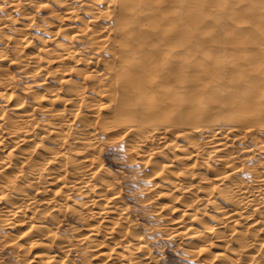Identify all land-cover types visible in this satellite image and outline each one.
Wrapping results in <instances>:
<instances>
[{"label":"bare ground","instance_id":"1","mask_svg":"<svg viewBox=\"0 0 264 264\" xmlns=\"http://www.w3.org/2000/svg\"><path fill=\"white\" fill-rule=\"evenodd\" d=\"M36 1L49 11L46 43L22 35L24 22L15 28L20 37L3 33L9 22L30 21L27 9ZM36 1L0 0V221L9 248L26 253L28 264H75L71 256L79 250H92L91 264H159L97 155L102 140L116 132L126 153L149 170L153 188L146 200L171 238L188 234L202 264H264V165L255 160L250 179L237 178L244 157L258 147L244 141L236 150L231 143L264 135V44L253 41L264 37V23L253 18L248 29L240 26L247 20L242 0ZM220 13L233 21H220ZM235 29L243 34L231 39ZM112 30L118 37L113 59L130 51V71L101 56ZM157 30L164 42L151 40ZM206 31L210 41L203 39ZM247 39L240 59L219 57L226 43ZM157 41L169 49L164 68L147 53ZM15 70L26 84L18 83ZM185 75L186 94L178 95L173 83ZM124 80L132 88L119 94ZM137 102L153 112L147 124L132 121L129 108ZM259 147L264 150V140ZM76 195L80 202L69 205ZM68 213L80 225L60 233Z\"/></svg>","mask_w":264,"mask_h":264},{"label":"rangeland","instance_id":"2","mask_svg":"<svg viewBox=\"0 0 264 264\" xmlns=\"http://www.w3.org/2000/svg\"><path fill=\"white\" fill-rule=\"evenodd\" d=\"M241 3L244 5V8L242 9L241 12H242V14H244L245 17H247V20L243 21L240 26L247 28L246 25L251 24L256 20H257L256 22L264 23V1L263 0H242ZM115 4L117 5V0L115 1ZM206 7H208L207 3H203L202 9H205ZM42 8L43 7L38 4V1L31 3V5H29V7L27 9V12L29 13L28 19H30V21L27 20L28 22H26V19H25V21L17 19L16 23H10L9 22V24L7 25L8 27H5L3 29V33L5 32V34L8 33L12 36H15V34L18 33L16 35H18L20 37L19 31L16 29L20 28V24H21V26H23L22 24L27 23L24 26V28H25L24 32L23 31L21 32L22 35H23V33L26 32L25 37H29L30 39H32L31 43H34L35 45H40V43L41 44L46 43V41L44 42V40H46V39L49 40V38L46 37V34H44V28H46V26H47L46 20H47V17L49 16V13H47V12H49V11H47L44 8L42 9ZM212 9H213V11H217L216 7H212ZM219 18H220V21L221 20L222 21H233L231 19L232 15H228L225 13H220ZM117 20H118V18H117ZM137 20H139V21L142 20V22H143L142 16L138 15ZM200 24H201V26L198 25V28H199V26H200V28L204 27L206 25V22H204V23L200 22ZM251 27H252V25H251ZM200 28H199V30H201ZM203 29H206V28H203ZM208 29L209 28H207V30ZM216 29L218 30V28H216ZM212 30H208V31H211V33H213L214 30L213 31ZM115 31L116 30L110 31V34H109L110 40L107 43L108 45L106 44V47L104 46V48L102 49L101 56L105 57V58H109L111 63H113V64L115 63L114 65L118 66L117 67L118 69L124 68L122 71V73H124V72L130 71L129 68H131V67H129V66H131V65L127 61V58H132L133 54L130 51H126L125 53H121L122 55L120 54L121 57H118L116 59L114 58L115 60L113 59V54H114L113 53V51H114L113 46L115 47V44L113 45V42H115L114 40L118 39V37L115 38V36H116ZM208 31H206V32H208ZM242 31H243L242 29H235V31L231 32V39L239 36L241 33L243 34ZM206 32L204 33L205 35L207 34ZM219 32L221 33V30L218 31V33ZM211 33H210V35H211ZM113 34H114V36H113ZM222 34L225 36L230 35L228 33L227 34L224 33V31H222ZM207 35L208 36H205V38H203L204 40H206V38H207V40L209 38H211L209 35V32ZM154 36H155V38H152L151 39L152 41H156V39L159 38V41L164 42V40L167 38V36H165L164 34H161V32L158 30L156 32H154ZM111 37H113V38H111ZM228 38H230V36ZM263 38L264 37H262V36L261 37L257 36V37H254L253 41L256 42V45H263L264 44ZM210 40L211 39H209V41ZM150 41H148V43H146V44H149L152 42V41L151 42ZM159 41H157L155 43V45H154L155 48L153 47V49L150 51H147V53H149L153 57V59H155V61L157 62L159 67L164 68V67H167L170 63V62L168 63V61H170V56H169L170 53H169L168 47L165 44L162 45V43H159ZM47 43H49V42H47ZM109 43H110V45H109ZM191 43L192 42L189 38V39H187L185 44L191 45ZM208 43L209 42H207V44ZM249 44H250V42L248 41V39L245 41H241V42H235V43H232L230 45L227 43L225 45L223 44L224 45L223 48L222 49L219 48V50H218V55L221 59H223L224 53H225V55H230V57H232L234 59H240L241 55L244 53V51L249 48V46H250ZM13 46L14 45H12V46L10 45L7 48L6 51L9 54L10 53L12 54L11 51H12V49H14ZM139 46H141V49H148L149 50V47L148 48L145 47L146 46L145 44H143V45L139 44ZM139 46L137 45V47H139ZM142 46H143V48H142ZM10 48H11V51H9ZM225 50H227V51L225 52ZM196 52L198 54H200V52L198 50H196ZM130 54H132V55H130ZM180 62H177L175 64V66L180 68L182 65V63H180ZM120 64L122 67H119ZM225 68H226V70H228V68H229L228 65H226ZM16 70H18V69H16ZM16 70H15L14 76H16L18 83L21 86L26 84V82H28V81H27V78L25 77V75H23L22 72L20 73L19 71H16ZM110 72H112V73L109 74V76L107 77V81L109 82V84L110 83L113 84V82L115 81V76L113 74H115V73H113L114 72L113 69H110ZM188 77L189 76H186V75L183 76V79H182L183 83H181V82H179L178 84L173 83L172 90L174 93H177L178 95H185L186 94L184 82L189 81ZM108 78H110V79H108ZM122 83H123V85H122ZM122 83L117 84V88L119 89V91H118L119 94L122 93V91H124V90L127 91V90L132 88V86L130 87V82L124 80V82H122ZM129 92H130V90H129ZM142 102H140V103H142ZM140 103H138V102L135 104L133 103L132 106H130V108H129V110L132 112L131 115H133L132 121L136 122V121H134L136 119L137 122L144 121L142 123L147 124L148 122H150L152 120L151 115L153 112H151L149 109L147 111V107H146L145 103H142V104H140ZM225 122H228V121L226 120ZM231 123L236 124L234 122H231ZM243 125L245 126L246 124H243ZM243 129H245V127H243ZM175 134L176 133H173V136H175ZM242 134L246 135L247 133L245 134L244 132H242ZM256 134L252 135V136H254L253 138H251V136H249L250 134H247L246 135L247 137L245 138L246 140L245 139L231 140V143H232V145H234L236 150L242 148L241 144L243 145V147H244V144L246 146H251L252 148L258 147L257 149L255 148L257 150V151L255 150V152H257L256 153L257 157L255 156L256 154H254L252 156L248 155L247 157H244L245 159H244L243 163L239 166L240 171L239 170L237 171L238 174H236L237 175L236 177L239 179L242 178L241 180H244V179L249 180L250 179L249 169L255 164L256 161L259 160V163L256 162V163H258V165H261V166H262V164L264 165V150H260V147H259L261 145V140H264V135H261V133H256ZM120 135L121 134H118L116 132L115 133L112 132L111 134H109V136L107 138H105L106 141L103 139L102 142L104 141V143L102 144V142H100V144H102V145L99 146V151H98L97 155L99 156L100 162H103V163H101L103 165V167H105L106 169H108L110 171L112 170L111 172H113V173H111V175L113 177H115V180L118 183V184L116 183V187H118V190L120 191V194H121L124 202H126V204L128 206H131L130 208H131V212L133 214V215L131 214V216H132V218H134L136 223H138L137 226L139 225L137 227L138 232H140L142 235H144L143 236L144 240L147 242V245L150 247V249H151V251L155 257V260L158 261L159 264H200L201 261H199L198 259H195L196 257L193 256V253H194L193 252L194 251L193 241L190 239L188 234L187 235L182 234L180 237L171 238V236L169 235V232L171 229L169 228V225H167V222H164V221L162 222V220L160 221V219L155 215V212H156L155 206L156 205L152 206L153 204L150 202L152 204L151 205L148 202V200H146L148 197L152 196V191H150V190L153 187H152L151 182L148 179L149 176H147V174L149 175L150 172L147 168H145L146 169L145 170L144 168H142L143 166L135 163V159L133 158L134 155L130 151H128L126 153L127 150L125 151V148H123V146L121 145L122 143H120L122 141V137H120V139L118 138ZM113 136H114V138H113ZM255 136H258L261 139L258 140V138H257V140H258L257 141L255 139L256 138ZM110 137H112V138H110ZM249 137H250L251 141L248 139ZM107 139H109V141ZM253 139H255L256 141H254ZM119 140H120V142H119ZM244 141H246L247 143L246 142L244 143ZM258 152H259V154H258ZM214 165H217V164H214ZM256 165L257 164H255V166ZM246 166L247 167L250 166V167L246 168ZM245 168H246V170H244ZM147 170H148V172H147ZM248 176H249V178H247ZM148 182H150V183H148ZM149 193L151 194L150 196H149ZM159 200H160V202H167L166 199H159ZM74 202H80V197L76 195L68 203H69V205H72V204H74ZM165 212L166 211H164L163 213H165ZM206 212L208 214L214 213L212 211V209H210V208L206 209ZM166 215L169 216L170 214H166ZM175 215L174 216L171 215V216L175 217ZM204 221L208 222L209 220H208V218H205ZM80 222L81 221L77 215L68 213L67 218H66V222H64L66 224L63 223V225H62L63 228L60 226L61 228H59V231H60V233H67V232H68V234L70 232L72 233L74 226L80 225ZM65 225H67V226H65ZM71 225H73V226H71ZM2 226H3V223L0 221V243L2 242L1 243L2 245L0 244V256L2 257V258L0 257V264H28V262L30 260H27V258L29 259V257L26 253L25 254L22 253L23 255H25L23 257V255H21L20 253L18 254L13 249L9 248V240L6 237H4L5 235L3 234L4 232L2 230L3 229ZM160 226H163L165 228L160 227ZM16 230L17 231L14 232L15 235H17L16 233H18L22 229L17 228ZM2 234L4 235L3 237H2ZM100 238H102V237H99L98 239H100ZM7 240H8V242H6ZM190 242L192 243V245L190 244ZM21 243H23V242H21ZM23 244L28 249V244H25V243H23ZM194 244H196V243H194ZM82 246H84V245H79V248L81 249ZM7 247H8V249H7ZM33 249L29 248V250H33ZM89 249H91V247H89L88 250ZM262 249L264 250L263 247H262ZM79 251L73 252L74 254L72 253L73 255L71 256L72 261L73 262L76 261L75 264H91L92 261L94 263L96 262L94 259L90 258L91 256L89 253H92L91 252L92 250L89 251L88 253H86V255L88 254V256L84 255L82 252H79ZM190 251H191V253H190ZM84 256H86V257H84ZM87 257H89V259ZM84 258H85V260H84ZM41 261H42V259H41ZM111 264H114V262H112ZM115 264H119V262H117Z\"/></svg>","mask_w":264,"mask_h":264}]
</instances>
